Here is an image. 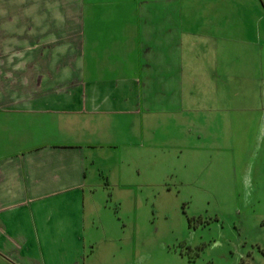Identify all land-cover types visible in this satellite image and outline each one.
<instances>
[{
	"label": "crops",
	"instance_id": "0c3cea01",
	"mask_svg": "<svg viewBox=\"0 0 264 264\" xmlns=\"http://www.w3.org/2000/svg\"><path fill=\"white\" fill-rule=\"evenodd\" d=\"M233 112L264 118V0H0V264H130L113 190Z\"/></svg>",
	"mask_w": 264,
	"mask_h": 264
},
{
	"label": "rangeland",
	"instance_id": "374dc122",
	"mask_svg": "<svg viewBox=\"0 0 264 264\" xmlns=\"http://www.w3.org/2000/svg\"><path fill=\"white\" fill-rule=\"evenodd\" d=\"M230 123L199 138L197 167L131 170L129 190H113L121 214L131 194L130 264H264V118Z\"/></svg>",
	"mask_w": 264,
	"mask_h": 264
}]
</instances>
